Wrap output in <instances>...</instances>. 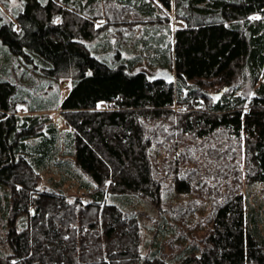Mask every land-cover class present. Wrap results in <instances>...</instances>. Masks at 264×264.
I'll return each instance as SVG.
<instances>
[{"label": "trees", "instance_id": "16d2710c", "mask_svg": "<svg viewBox=\"0 0 264 264\" xmlns=\"http://www.w3.org/2000/svg\"><path fill=\"white\" fill-rule=\"evenodd\" d=\"M22 1L16 22L0 16V51L36 61L48 77L71 80L60 107L72 128L73 163L88 175L83 186L89 199L72 201L40 188V171L57 153L60 135L49 114L33 111L57 105L41 99L21 115L27 100L19 97L17 83L0 78V186L7 190L10 221L14 213L28 212L22 229L11 227L13 253L6 264H14V254L18 264H174L160 255L142 259L138 217L128 218L107 201L110 193L159 200L163 186L150 151L164 119H177L176 129L197 138L220 131L243 141L247 178L264 185V82L248 109L247 98L232 89L245 69L256 79L264 74V0H155L182 23L173 45L156 43L154 62L169 77L133 71L139 56L111 65L83 41L99 33L96 4L102 12L117 3L115 12L108 11L113 22L131 21L125 17L134 13L140 24H168L169 14L159 16L154 0ZM101 103L110 108L100 109ZM176 104L186 107L175 110ZM173 173L175 189L192 190L189 175ZM257 216L235 192L213 210L202 249H189L177 264H264L263 220Z\"/></svg>", "mask_w": 264, "mask_h": 264}, {"label": "rangeland", "instance_id": "374dc122", "mask_svg": "<svg viewBox=\"0 0 264 264\" xmlns=\"http://www.w3.org/2000/svg\"><path fill=\"white\" fill-rule=\"evenodd\" d=\"M155 3L159 8V16L166 18L169 14L171 21L169 20L168 24L165 21L140 24L134 13L125 17L130 18L132 22H113L108 18V11L115 12L116 2L109 4V7L104 6L102 12H98L97 4L91 5L95 6L94 23L95 28H99V33L93 39L83 41L97 57L111 65L126 64L130 58L139 56L141 60L135 62L133 71L145 70L150 75L160 73L169 77L170 71L154 62V52L158 48L156 43L173 45V31L182 23L176 20L173 10L168 12L157 1ZM22 6V0H0V16L16 22V16ZM159 48L162 49L163 45ZM35 62H27L19 56L0 51V78L17 83L19 97L27 100V106L19 107L21 115L32 113L28 111V106H37L41 99H45L50 105H57L56 109L33 111L44 114L43 116L49 114L59 128L60 135L57 153L49 165L40 171L39 186L62 192L72 201L77 197L88 200V189L83 186L84 182L89 180L88 175L83 174L73 163L68 133L72 128L60 107L61 101L72 87V82L67 78L48 77ZM258 78L252 77L245 69L234 81L232 89L248 100L245 109L250 107V100L256 95L259 84L264 82V74H259ZM213 95L217 96L216 93ZM183 107L174 105L175 110H183L186 106ZM99 108L109 109L110 105L101 103ZM177 121L164 119L155 127L158 136L154 138L150 154L157 178H160L163 186L159 200L153 202L135 194L110 193L107 197V201L120 205L128 218L138 217L139 250L142 259L160 255L174 264H177L178 257L189 249H202V238L208 231V221L213 210L218 203L235 192L244 194L249 213H258L257 218L263 220L260 225L264 232V185L253 183L247 178L243 141L228 133H219L220 131H216L211 137L197 138L192 133L176 129ZM47 124L48 122L43 120L40 126L46 129ZM173 172H177L179 176L189 175L192 178V190L181 192L175 189ZM7 195L6 188L0 186V264H6L3 260L13 253L8 242L11 227L16 224L22 229L28 218V212L21 213L22 215L14 213L10 221L11 210L8 208ZM35 208L31 205L29 213H34ZM13 260L14 264H18L19 260L15 254Z\"/></svg>", "mask_w": 264, "mask_h": 264}]
</instances>
